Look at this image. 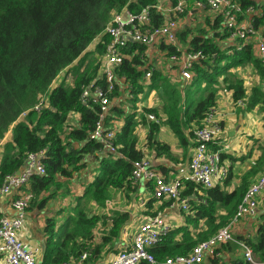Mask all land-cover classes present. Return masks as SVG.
<instances>
[{
    "label": "trees",
    "instance_id": "obj_1",
    "mask_svg": "<svg viewBox=\"0 0 264 264\" xmlns=\"http://www.w3.org/2000/svg\"><path fill=\"white\" fill-rule=\"evenodd\" d=\"M177 1L172 0L173 4ZM236 1L243 6L255 5L253 0ZM157 2L0 0V145L12 127L11 139L6 143L0 161V185L6 175L23 168L28 153L44 150L47 172L44 176L32 178L30 187L34 198L28 210L37 208L42 211L54 198L65 200L62 201L64 206L44 218L47 243L42 264H60L90 251L92 260L101 261L113 253L130 214L114 211L109 224L102 211L117 194L129 196L138 188L139 183L132 181V172L134 163L145 155L143 147L156 157L170 159L176 164L181 162L168 144L158 140L161 125L169 126L175 133L185 159L196 145L195 132L204 125L211 109L216 107L221 88L225 86L232 93L233 103L244 100L246 110H257L262 115L264 125V66L252 45L237 40L222 48L218 41L227 39V33L209 35L206 28L199 26L196 31L190 28L181 31L180 41L190 50L201 49L206 55L215 54L214 62L211 63L212 58L207 57L196 63L195 75L185 84L174 83L156 69L150 86L151 90L159 93L162 106L160 110L143 107L137 118L135 109L148 96L150 89L144 88V68L149 58L145 47L135 45L138 53L124 60L117 71L118 79L123 78L125 83L118 81L110 95L114 100L127 98L110 107L106 119V126L112 128H115V125H110L112 120L124 121L114 140L117 151L107 152L101 143L90 140L99 119L100 106L93 101L88 105L83 103L82 93L90 83L106 85L100 73V57L105 44L100 42L91 52L88 49L114 12L126 6L137 12L146 6L153 7ZM153 11L155 25L162 24L163 16L154 7ZM218 25L219 19L209 24L214 30ZM103 41H108L106 35ZM161 46L167 56L174 52L173 46L164 43ZM249 62L260 78V84L252 86L250 91L234 72ZM70 73L73 81L67 83L64 76ZM43 97L48 106L36 112L33 107ZM121 102H127L129 107L124 109ZM75 113L80 117L74 121ZM148 113L155 114L159 121L147 122ZM142 125L148 128L144 143L137 133ZM218 142L217 137L209 143V149H220ZM261 150L264 159V145ZM224 156L221 153V161ZM256 172L257 168L254 174ZM230 181L229 172L222 183ZM77 184L82 186V190L74 194L72 190ZM249 186L247 177L232 190L226 185L206 189L189 184L182 196L195 193L196 198L188 202L190 209L187 212L193 229L188 230L180 241H168V235L152 247L150 252L156 264H164L169 257L187 255L198 242L228 225ZM157 213L156 210L151 216ZM200 222L204 227L196 231ZM242 240L264 260V215L255 236ZM218 260L219 257H213L212 262L218 264ZM230 264H243V261L236 258Z\"/></svg>",
    "mask_w": 264,
    "mask_h": 264
},
{
    "label": "built area",
    "instance_id": "obj_2",
    "mask_svg": "<svg viewBox=\"0 0 264 264\" xmlns=\"http://www.w3.org/2000/svg\"><path fill=\"white\" fill-rule=\"evenodd\" d=\"M254 1H256L255 5L243 6L236 0H178L175 4L172 0H159L153 6L164 18L163 23L159 25L154 23L155 16L151 6L143 7L137 12L126 6L114 12L103 32L88 49V51L94 47L96 49L100 42L105 44L104 53L100 57V73L106 85L103 87L97 82L90 83L84 87L82 93L83 103L88 105L93 101L100 106L99 119L90 134V140L101 143L107 152L117 151L114 140L120 131L118 127L106 126L107 115L114 100L110 95L115 90L116 83L123 80V78L118 79V68L124 60L131 59L138 53L134 49L135 45L155 50L160 49L162 43L173 46L174 52L167 56L168 62L176 67L180 79L186 83L195 75L196 63L207 57L212 58L211 63L214 62L215 54L206 55L201 49L190 50L187 46L180 45L178 35L185 28V25L180 23L182 17L188 19L190 23H197L199 16L204 14L212 16L211 23L219 19V31L223 34L227 33L229 40L253 44L257 57L264 66V34L257 22L263 17L259 5L264 0ZM105 35L108 37L107 42L103 41ZM156 69L158 68L151 63L145 66V89L152 84L151 79ZM239 104L243 105L244 100L238 102ZM139 105L141 106V103ZM46 106L48 104L43 97L33 110L40 112ZM147 119L159 121L153 113H148ZM221 123L220 113L214 107L204 119V125L195 132L196 145L189 163L182 167L175 177L165 178L154 167L151 159L144 155L134 163L133 183L151 182L154 198L180 203L181 209L188 212L190 206L187 199L182 196V192L189 184L208 189L229 174L228 170L221 166L222 150L209 149V143L222 133ZM44 156V150L28 153L23 168L6 175L0 185V207L3 200L10 197V205L14 211L11 216L0 215V255L4 256L5 264H40V248L24 241L21 233L27 221L28 208L34 198L30 187L31 180L35 176H44L47 172ZM111 203L112 201H108L107 208ZM261 212L264 213V169L246 191L228 225L220 228L210 238L198 242L187 255L169 257L164 264H202L206 257L216 256L218 247L232 241H236L242 249L243 264H264V260L255 254L253 247L243 240H237L234 232L238 225L248 219H257ZM107 216L110 217V211L107 212ZM131 224L125 226V230ZM170 231L169 221L161 213H157L139 222L130 238L123 237L125 244L112 259L94 262L90 251L82 252L60 264H140L145 261L156 264L157 261L150 249L162 241ZM252 236V233L244 234V238L247 239Z\"/></svg>",
    "mask_w": 264,
    "mask_h": 264
},
{
    "label": "crops",
    "instance_id": "obj_3",
    "mask_svg": "<svg viewBox=\"0 0 264 264\" xmlns=\"http://www.w3.org/2000/svg\"><path fill=\"white\" fill-rule=\"evenodd\" d=\"M253 2L256 4V1L253 0ZM259 6H260L259 11L263 13V17L261 19H258L257 22L264 34V2L261 3ZM94 50H95V47L90 49L89 52L94 51ZM158 50L160 52V56L166 54V50H163L162 46ZM146 51L147 53L150 51L153 53L156 50L152 48H147L145 49V53ZM149 63H151L152 65H155L160 70L158 65L155 64L153 60L151 59L148 60L147 64ZM161 71L163 75H167L168 78H170V80L173 81L174 83L183 82L182 79H179L178 74H175V76L172 75L168 67L161 69ZM259 81H260V78H259ZM122 82L125 83V80L123 79ZM250 89H248V91H250ZM146 90L148 89L146 88ZM153 91L155 90L150 89V93H148V96L144 99V101L142 100L141 102L138 103V107L135 109V113H136L135 116L137 118L140 117L141 109L143 107L156 108L160 110L162 106V101L160 100V97L158 98V100H155L154 102L151 100ZM131 97L132 96L130 95L129 98ZM123 99L125 101L127 98L123 97L121 98V100L119 99L113 100V104L111 108L115 104L119 103V101H123ZM140 103H141V106L139 105ZM121 104L124 109H127L129 107L127 106L128 105L127 102L126 103L121 102ZM237 105L238 104L233 103L232 93L230 91H227V92L222 91L219 93L216 108L220 113V118L222 121V133L218 137V141H219L218 144L221 147L220 149L222 150V153L225 154L224 159L221 162V166L226 168L228 172H230L231 181L227 184H224L222 183L223 181L222 180V181H219V183L216 185H222V186L226 185L229 190L239 187L243 183V179L246 177L248 178L249 184L251 185L258 179L262 170L264 169V159L262 157V150H261V146L264 145V125L262 122V115L257 110H246V107L244 104L243 105L239 104V106H243L244 109L239 108ZM79 117H80V114L77 116V118L79 119ZM113 119H116V118H113ZM150 121L151 120L147 119V122H150ZM110 125H115V127H118V130L121 132L124 126V121L121 119L112 120L110 122ZM147 131H148V128L145 125L138 127L137 133H138L139 139L143 143L145 142ZM9 132L12 135L11 133L12 127L10 128ZM245 136L247 138H245ZM9 140L10 139H7V136H6V138L2 141L0 145V161L3 157L5 145ZM158 140L162 143L168 144L172 148L174 156L178 157V161H181V162H178L176 164L170 159H166L164 157H156L154 153L150 151L149 149H147L145 146L143 147V152L145 153V155H147L151 159L154 167H156V169H158V171L165 178L167 179L173 178L178 174L179 170L182 167H185L189 163L193 149H190L188 157L184 159L183 149L179 143L177 136L175 135V133L172 131V129L169 126L164 125V124L160 126ZM255 168H257V172L254 174ZM152 190H153V185L151 182L150 184L149 183H139L136 191H131L129 193V196H131V199L136 202L135 206L140 212L139 213L140 217H138L137 213H134L136 217H133L130 215L129 222L127 223V225L134 222L135 219L137 221L140 220L141 222L147 217H150L151 213L157 210L158 213H161L169 221L171 225V231L168 234L169 237L167 238V240L173 241V242L180 241L188 230L192 231L193 229L192 228L193 224L190 223V220L188 219V216H187L188 213L181 209L180 203H177V202L173 203L172 201L167 200V199L158 200L154 198L152 194ZM184 198H186L187 201L190 202V200L195 199L196 196L194 193L191 195H185ZM10 202H11L10 197H6L3 200V202L1 203V207H0V215H10L11 216L14 214V211L11 208ZM128 210H129V207H127L125 212H127ZM42 212L43 211L37 208L29 211L28 216H27V221L25 223V227L23 228V231L21 233V238L24 241L28 242L34 247L40 248V256H39L40 264H42V260H43L42 258L44 256V251L46 249V243H47L46 236L44 234L45 223H44V217L42 215ZM263 215L264 213L261 212L259 217H257V219H248L246 222L242 223L241 225H238L234 229L236 239L242 240V238H244V234L246 233L254 234L252 236L253 238L255 234L257 233L259 225L262 223ZM202 223L203 222H200L199 228L196 231H200L201 229H203L204 224ZM124 244H125V239H123V237L119 238L115 244L114 251L117 252L119 249L122 248ZM225 245H221L217 249ZM115 252L107 255L106 258L101 261L110 260V258L112 259L113 256L115 255ZM218 257H219L218 264H230L236 258L242 259L241 254L233 255L230 252V249L228 250L221 249V251H219L218 253ZM203 263L212 264L213 262L211 263L209 260ZM0 264H5L3 255H0Z\"/></svg>",
    "mask_w": 264,
    "mask_h": 264
},
{
    "label": "rangeland",
    "instance_id": "obj_4",
    "mask_svg": "<svg viewBox=\"0 0 264 264\" xmlns=\"http://www.w3.org/2000/svg\"><path fill=\"white\" fill-rule=\"evenodd\" d=\"M211 18H212L211 15H205L204 14V15L199 16V21L197 23H190V22H188V19H185L184 17H182L180 20V23L182 25H185V28L183 30L190 28L192 31H196L199 26H202L208 30L209 35L213 34L214 32H218V33L224 35L221 31H219V28H220L219 25H218L216 30L210 28L209 24H213V23H211ZM209 21H210V23H209ZM178 41L182 47L186 46L185 44H183L180 41L179 35H178ZM218 42L222 48H227L228 46L233 44L235 41H232L229 39H224V40L218 41ZM251 45H252L253 51L257 57L256 49L253 46V44H251ZM145 54L148 56L149 60L150 59L153 60L154 63L158 65L160 70L164 69L165 67H168V69L172 75H174V76H175V74L179 75V73L175 69V67L171 63L168 62V60H167L168 57L166 54L160 56L159 50H156L153 53L151 51L147 53V51H146ZM254 68L255 67L252 64V62H249V63H244V65H241L240 67L236 68L234 71L239 77H241L244 80V83L246 84L247 89L252 88V86H254V85L260 84L259 76H258V74ZM64 78L66 79L67 83H71L73 81V74L70 73V74L64 76ZM179 79H180V77H179ZM183 83L185 84V82H183ZM147 89L149 90L150 86H148ZM225 90H227L226 86H225V88L224 87L221 88V92L222 91L227 92ZM158 98H159V93L156 91H153V95L151 97V100L154 102L155 100H158ZM244 105H245V107L247 105L245 101H244ZM237 106L241 109L242 108L244 109L243 106H239V105H237ZM77 116H78V113H75L73 120L78 119ZM6 136H7V139H11L10 132H8ZM245 138H247V137L245 136ZM81 190H82V186L80 184H77L76 187H74L72 191L74 194H76L77 192H80ZM62 201H65V200H61V199H59V197L52 199L49 202V205L47 206V208L42 210L43 211L42 212L43 217L45 218V216H47V215H53V213L55 211H57L60 207L64 206V204H62ZM110 201H112L111 206L109 208H105L102 211V214H104L106 216L105 220L108 221L109 224L112 222V217H113L114 211H126L127 207H129V210L127 212L131 213V215L133 217H136V215L134 213H137L138 217H140L139 216L140 212L135 206L136 202L131 199V196H127V194H121V195L117 194L116 198L113 200H110ZM108 211H110V217L107 216ZM139 222H140V220L137 221L135 219V221L128 227L127 230H125V228L127 227V225H126V227L121 231L120 238L121 237H124V238L129 237L130 238L133 231L136 229V226L139 224ZM44 228H45V225H44ZM221 249L222 250L230 249V252L233 255H235V254H241L242 255V249L240 248V246H238V244L236 242L232 241V242L227 243V245L222 246L221 248L216 250V256L214 258H218V253H219V251H221ZM209 260L212 263L213 257H211V258L208 257L205 259V261H209ZM94 262H98V261H94Z\"/></svg>",
    "mask_w": 264,
    "mask_h": 264
}]
</instances>
